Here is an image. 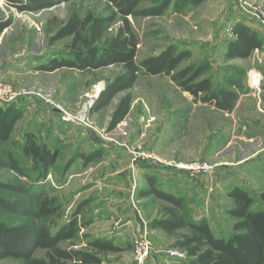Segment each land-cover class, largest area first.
<instances>
[{
  "label": "rangeland",
  "instance_id": "1",
  "mask_svg": "<svg viewBox=\"0 0 264 264\" xmlns=\"http://www.w3.org/2000/svg\"><path fill=\"white\" fill-rule=\"evenodd\" d=\"M246 1L264 6V0ZM151 5H153L152 1L142 0L137 8L143 9ZM111 12V6L105 0H65L38 11L22 12L7 5L4 0H0V16H10L15 21L11 31L14 37L13 51L15 52L19 47L22 49L23 38L27 35L31 40L33 53L36 51V54H41L46 60L52 56H71L72 36L64 37L53 43L49 41L61 23L66 21L71 14L76 13L83 18L87 14L109 16ZM235 16L251 20L236 8L232 0H205L202 4L185 6L180 11L174 10L171 5L164 14L159 16H129L128 19L137 40L135 61L139 63L145 57L156 55L167 46L175 45L178 49H188L192 52V56L183 60L178 69L191 62L205 59L210 64V68L201 77H211L214 87H230L228 84L230 78L242 81L244 79V76L237 72L238 61H229L223 56L224 42L228 37L225 27L230 22L229 20L235 19ZM119 25L120 19L117 18L106 28L104 37H112ZM34 40H37V43L33 44ZM119 69L120 65H110L84 73L66 69L53 75L50 80L53 84L48 81V84L44 85L32 84L22 87L51 94L60 103L65 113L54 111L48 104L41 103L30 115L23 117L19 123H15L7 142L0 139V151H11L17 163L27 173V177L24 178L18 176L9 166H0V182L20 184L26 189L24 193H19L0 188V194L11 199H25L33 205H37L42 198L48 197L51 205H58L59 210L46 218H38L16 215L0 209V220L7 223L33 221L49 226L54 232L82 204L83 208L78 220L81 223L83 219L91 218L92 222L81 228L76 238L60 241L58 244L60 247L84 248L86 240L90 237H107L121 245L123 250L109 252L103 257L102 264H136L134 240L144 222L148 230L151 250L143 264H147L148 261L155 258L159 264H191V258L186 255L172 257L166 253L168 250L184 253L183 250L178 249L177 243L183 234L189 233V228L184 227L173 234H166L152 227L151 224L162 216V210L164 206L168 205L167 202L152 195L142 198L135 197L137 190L146 185L144 169L149 166L158 168L162 163L157 161V158H161V153L148 148L149 144L153 146V143V147L156 148L159 135L156 127L162 129L161 132H164L166 137L174 136L175 138L172 143H169V140L167 143L169 146L164 152L167 166L181 164L178 161V155L188 152L189 160L186 163H206L211 167L208 174L212 181L214 182L216 176L218 177L217 184L220 183V173H222L217 166L221 157L234 162L242 155L243 148L238 145L236 139L231 145L224 147L226 139L223 135L225 133H221L219 129L221 123L227 121L224 113L210 105L201 104L191 94L182 91L170 79V76L165 74H140L130 89L132 103L129 115L114 129H108L111 115L108 112L109 109L92 115L90 111L92 104H89V100L95 98L94 96L98 92H95L96 86L100 85L99 89H102L106 82L119 72ZM61 80L67 82L65 89L57 88V84H55ZM40 81L45 83L46 79L42 77ZM258 88H254V90L257 91ZM125 93V91L117 93L115 100L121 98ZM59 95L62 97L60 98ZM21 110L24 112L22 108ZM51 115L55 118L53 128L45 120ZM206 117L210 120V124H206L208 121L205 122ZM28 120L31 125L25 131L33 132L38 141L45 142L49 147L59 150L55 164L50 167L45 177H40L38 172L31 169L30 159L21 152L23 127ZM173 122H177L180 127ZM205 126L212 128V132L205 133L203 130ZM216 127L218 128L216 129ZM163 139H159L161 146L164 145V141L168 140V138ZM138 147H140L139 151L145 153V156L151 155V157L139 156L133 161L131 150ZM95 150L100 154L99 159L85 164L82 158H77L66 171L64 170L65 164L72 155ZM204 150L213 153L210 160L198 157L199 152ZM222 151L228 153L221 156ZM245 151L250 152L247 147ZM108 158L112 162L126 164L131 172V183L129 182L121 188L113 187L110 192V194L119 196L113 190L116 192L123 190L127 200L129 198L131 202V207L127 206L124 214L129 216L128 220H134L132 216L134 213L133 215H136L137 219H135L138 221L134 220L131 229L127 232L125 231L127 227L126 215L106 217L107 213L103 208H106L110 194H105L104 191L96 193V181L87 182L93 177L92 175L98 173L95 171L94 165L100 161H108ZM180 170L186 172V169L180 168ZM123 172V170L118 171V173ZM198 174H193L190 177L196 178L195 176ZM252 176L253 171L230 169L229 184L242 186L244 183L242 181L246 183L248 179L252 184L247 189L255 197L264 190V184L262 181L260 183L252 180L254 179ZM181 177L184 179L186 176L181 175ZM95 179L100 180L99 176ZM219 186L216 185L218 192L214 200L215 203L212 201L213 203L210 204L209 200L203 207L202 204L201 207H195L189 198L186 201V206L189 207L192 218L196 217L199 220L204 218V215L207 216L206 219L210 222L209 225L215 236L228 237L232 233V223L234 222V219L226 213L231 201L225 197L224 189ZM160 188L177 194L172 187L160 186ZM226 206L228 207L226 208ZM256 206L257 202L253 207ZM96 209L101 211H96ZM106 212L108 211L106 210ZM156 230L160 233H156ZM84 234L88 237H83ZM152 238L155 239L157 245L166 242L165 249H162L164 253L159 254L152 251ZM45 254L46 250L41 248L36 249L33 253L35 257H45ZM0 264H21V260L4 258L0 259ZM68 264L75 263L69 262Z\"/></svg>",
  "mask_w": 264,
  "mask_h": 264
},
{
  "label": "trees",
  "instance_id": "2",
  "mask_svg": "<svg viewBox=\"0 0 264 264\" xmlns=\"http://www.w3.org/2000/svg\"><path fill=\"white\" fill-rule=\"evenodd\" d=\"M7 5L18 11H38L51 7L65 0H4ZM111 6L109 16L87 14L81 18L71 14L61 23L50 37V43L67 36H72V54L68 58H52L42 69L52 71L60 67L75 68L80 71H92L110 65H120L119 72L106 82L94 99L90 111H97L107 106L114 95L127 91L117 102L111 112L108 129H114L127 115L132 101L130 89L138 76L165 74L182 91L191 94L202 103L213 105L222 111H231L241 88L240 79L230 78V87H214L211 77H201L210 68L202 59L191 62L178 69L180 63L192 56L188 49H178L169 45L158 54L145 57L139 63L135 61L137 40L129 16H159L172 5L180 11L188 5H197L203 0H150L153 5L138 9L142 0H105ZM120 19V25L110 38L104 37L106 28ZM12 22V17L0 19V32ZM233 39L226 42L224 56L227 59L246 58L253 50L263 46V39L257 31L238 21L230 27ZM99 43V44H98ZM241 75V71L238 70ZM0 106V139L7 142L15 122L23 111L13 103ZM21 152L30 159L31 169L45 177L58 157L59 150L47 143L38 141L31 131L23 132ZM97 150L89 153L74 154L64 166L66 171L77 159L82 158L87 164L99 157ZM0 166H9L18 176L27 177L26 171L17 163L9 150L0 151ZM146 185L136 192V197L154 196L167 202L162 216L151 226L166 234H173L184 227L189 233L183 234L177 247L191 258V264H264V190L253 197L241 186H233L227 192L231 205L226 213L234 219L232 233L228 237L215 236L207 219L194 220L183 196L174 195L160 188L155 175L144 176ZM0 188L24 193L26 189L20 184L2 183ZM257 202V206L253 205ZM83 205H79L69 219L58 226L54 232L45 224L33 221L7 223L0 220V259L15 258L21 264H102V259L109 252H120L122 246L107 237H90L84 248H63L58 244L62 240L76 238L81 228L88 226L91 218L78 220ZM0 209L16 215L46 218L59 210L58 205H51L44 197L37 205L25 199H11L0 194ZM83 237H88L86 234ZM45 249V257H35L34 251Z\"/></svg>",
  "mask_w": 264,
  "mask_h": 264
},
{
  "label": "crops",
  "instance_id": "3",
  "mask_svg": "<svg viewBox=\"0 0 264 264\" xmlns=\"http://www.w3.org/2000/svg\"><path fill=\"white\" fill-rule=\"evenodd\" d=\"M204 1L205 0H203L202 2ZM202 2H200L199 4H202ZM7 17L8 16L6 17L0 16V19L4 20ZM229 21L230 22H228V24H226V27H225V31L227 32L228 37L224 42L223 56L225 53L226 42L229 39L234 38V35L230 33V27L238 21L243 22L249 28L257 31L258 35L264 41V28L260 27L257 22H254V21L252 22V20H247V19H241V17H237V16H235L234 20H229ZM14 23L15 21L14 19H12L11 24L5 27L0 32V79H4L12 83V85L15 88H22L23 86H29L32 84H42V85L48 84V81L49 83L53 84L52 81L50 82V80L53 78V75L58 73L59 71L66 70V69L76 70L78 72L84 73L83 71H80L78 69L68 68V67H60L52 71H47V70L42 69V66L47 64L52 58H58V59L68 58V56H60V57L52 56L50 57V59L46 60V58L42 57L41 54L40 55L36 54L35 53L36 51H34L33 53L32 51L33 49L31 47V40L27 35L24 36L23 38V44L21 45L22 49L20 47L17 48L15 51L16 53H15L13 51V44H14L13 38L14 37L12 36L13 33L11 32L13 29ZM35 43H37V40L33 41V44ZM228 60L238 61V64H236L238 67L237 72L238 70H240L241 75L244 76V79L243 81L240 80L241 88H239V92H238L239 97L234 107L232 108V110L222 111V110L217 109L220 112L224 113L225 117H227L226 119L227 121L221 123V125L219 126V129L221 133H225L223 135V137L226 139L224 147H228L236 139L237 140L236 142L238 143V145L242 146L243 153H241L242 155H240V157H238L234 162L228 160L227 158L221 157L220 162L217 165L220 168V172H222L220 173L221 175L220 183L217 184L216 180L218 179V177L216 175H215L216 180H214V182L212 181L208 173L198 174L199 176L196 175L195 176L196 178H191L187 172L180 170L179 167L167 166L166 164L167 159L164 157L165 156L164 152H166V147L169 146L167 144L169 140H170L169 143H172L175 141V138L174 136L166 137L165 133L161 132L162 129L160 130V128L156 127L157 128L156 131H158L159 135L162 136V137H160L159 135L157 136L158 141H157L156 148L153 147L154 143H153V146L150 144L148 146L149 150L152 149L154 152L161 153L160 159L162 163L159 164L158 168H155L152 166L145 168L143 171V175H147V174L155 175L158 178L160 186H165L166 188L172 187L173 190L177 193V194H174V193L172 194L183 196L186 201L187 199L190 198L189 199L190 202L194 204L195 207L200 206L201 204L203 207L207 202H209V200H210V204L213 202L215 203L214 200L217 197V192H218V190L216 189L217 188L216 185H220L219 188L224 189L225 197L228 198L226 194L228 190L234 186V185L231 186L229 184L228 173L230 172V169L235 168V170L237 171H240V170L253 171L252 177H254V179L252 180L258 181L260 183L262 181V183L264 184V42H263L262 48L253 50L252 53L248 57L232 58ZM92 71H95V70H92ZM88 72H91V71H88ZM253 72H259L262 77V80H261L262 84L259 85V88L257 89L258 92L254 90V88L250 84V74ZM42 77L46 79L45 83L40 81ZM55 84H57L56 85L57 88L62 87L63 89H65L67 82L65 80H61ZM116 95H114V97L112 98V100L107 106L97 111H91V114L93 115L104 109H109L108 112L111 114L118 100L120 99L119 98L118 100H115ZM59 97L61 98L62 96L59 95ZM196 100L199 101L201 104L210 105V104L202 103L198 99ZM12 103L16 105L17 107H20L24 110V112L22 113V116L15 122L17 124L23 120V117L30 115L32 111L36 109L37 105L44 103V102H42L38 97L30 95V96L20 97L15 102H12ZM210 106L214 107L213 105H210ZM130 107H131V104H130ZM51 109L56 111L53 108ZM129 113H130V109L123 120L127 118ZM45 120L47 121L48 125H50V127L53 128L55 124L54 116L51 115L47 117ZM207 120L208 119L206 117L205 122ZM29 123L30 121L28 120L25 126L23 127V132L25 131L26 128H28L31 125ZM173 123L177 124L178 127H180V125L177 122H173ZM210 123H211L210 120H208L206 124H210ZM206 126L203 128L204 132L211 133L212 128L206 127ZM217 128L218 127H216V129ZM162 138L164 139L168 138V140L164 141L163 146L160 145V141H159V139L162 140ZM246 147L249 148L250 152L245 151ZM226 152L222 151L223 154L221 156H223ZM188 154H189L188 152L187 154L183 152V154L178 155V157L176 154V157L178 158V161H180L181 164H188L186 163L189 160ZM212 154H213L212 152L208 150H204V151L199 152L198 157H201V159L205 158L206 160L208 159L210 160V157ZM186 155L188 156V159L186 158L187 157ZM99 158L100 157H98V159ZM232 165H235V166H232ZM94 168H95V171H98V173L95 175H92L93 177L88 179L87 182L96 181L97 183L95 185L96 193H100L104 191L105 194L107 193L110 194L113 187L121 188L125 186L127 183L129 184V182L131 181V172H130L129 167L127 168L126 164H121L119 162H112L110 158H108V161L98 162L97 164L94 165ZM120 170H123L124 172L118 173V171ZM181 175H184L186 177L182 179L183 177H181ZM98 176L100 180L95 179ZM103 179L105 180L103 181ZM242 182H244L242 186L241 185H237V186H241L245 188L246 190H248L247 189L248 186H251L252 184L250 183V180L248 179L246 183L245 181H242ZM100 187H103V188H100ZM113 192L118 193L119 196L112 194V193H111L112 195L111 194L109 195L110 198L108 200V203L106 204V208H103L105 213H107L106 217L113 218V217H117L118 215L125 216L126 214H124V212L126 210V207L127 206L131 207V202L129 198L127 200L125 191L120 190L116 192L115 190H113ZM227 207L228 206H226V208ZM106 210L108 212H106ZM96 211H101V210L96 209ZM133 214L132 216L134 220L138 221L136 220L137 219L136 215H133ZM125 217H126L125 220H127L126 222L127 227L125 231L127 232V230L131 229L132 224L134 223V220H131V219L128 220L129 216L127 215ZM203 217L206 219L207 216L204 215ZM193 219L197 220L198 218L195 217ZM208 223L210 222L208 221ZM157 232L158 231L156 230V233ZM152 239H153L152 251L158 252L159 254L164 253V250L162 249H165L164 244H166V242L164 241V243L161 242L160 245H157V243L155 242V239L154 238ZM155 259H152L151 261L147 260L148 261L147 264H159V262H157V260Z\"/></svg>",
  "mask_w": 264,
  "mask_h": 264
},
{
  "label": "built area",
  "instance_id": "4",
  "mask_svg": "<svg viewBox=\"0 0 264 264\" xmlns=\"http://www.w3.org/2000/svg\"><path fill=\"white\" fill-rule=\"evenodd\" d=\"M233 4L239 9L245 16L249 17V19L257 22L260 27L264 28V6L256 5L250 3L246 0H232ZM261 74L259 72H253L250 74V84L253 88H258L261 82ZM100 90V89H99ZM98 90V91H99ZM98 93V92H97ZM96 93V95H97ZM36 96L42 102L48 104L51 108L63 112V108L61 107L60 103H58L51 94H44L39 90H29L28 88H15L12 83L1 80L0 79V106H5L12 102H15L20 97L25 96ZM96 95L94 97H96ZM95 99V98H94ZM94 99L89 100V104H92ZM81 117V116H80ZM79 117V118H80ZM140 147L136 149H132V157L133 161L136 160L139 156L144 157L145 153L139 151ZM145 157H151V155H147ZM157 161L161 162L159 158ZM175 166L186 169V172L189 176H193V174H205L210 171L211 167L208 166L204 162H194L191 164H179L176 163ZM151 250V244L149 240L148 230L146 224L144 222L141 224L140 230L135 236L134 240V251H135V261L136 264H143L147 257L149 256ZM166 253L169 256H176V257H183L185 253L178 252L176 250H168Z\"/></svg>",
  "mask_w": 264,
  "mask_h": 264
},
{
  "label": "bare ground",
  "instance_id": "5",
  "mask_svg": "<svg viewBox=\"0 0 264 264\" xmlns=\"http://www.w3.org/2000/svg\"><path fill=\"white\" fill-rule=\"evenodd\" d=\"M100 88V85L96 86L95 92H97Z\"/></svg>",
  "mask_w": 264,
  "mask_h": 264
},
{
  "label": "water",
  "instance_id": "6",
  "mask_svg": "<svg viewBox=\"0 0 264 264\" xmlns=\"http://www.w3.org/2000/svg\"><path fill=\"white\" fill-rule=\"evenodd\" d=\"M100 90H101V89H100ZM100 90H99V91H100ZM99 91H98V93H99ZM98 93H97V95H98ZM97 95H96V97H97ZM96 97H95V98H96Z\"/></svg>",
  "mask_w": 264,
  "mask_h": 264
}]
</instances>
